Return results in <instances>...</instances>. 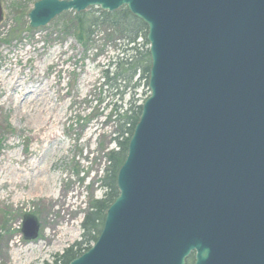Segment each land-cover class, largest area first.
<instances>
[{"label":"water","instance_id":"obj_1","mask_svg":"<svg viewBox=\"0 0 264 264\" xmlns=\"http://www.w3.org/2000/svg\"><path fill=\"white\" fill-rule=\"evenodd\" d=\"M91 8L147 26L151 96L102 233L70 264H264V0H40L29 26ZM40 229L24 218L25 240Z\"/></svg>","mask_w":264,"mask_h":264},{"label":"rangeland","instance_id":"obj_2","mask_svg":"<svg viewBox=\"0 0 264 264\" xmlns=\"http://www.w3.org/2000/svg\"><path fill=\"white\" fill-rule=\"evenodd\" d=\"M33 1L1 0L0 264H53L83 240L116 148L111 111L134 91L121 101L105 76L122 44L99 33L85 48L65 34L69 16L32 29L21 16ZM136 92L142 105L146 79ZM27 215L41 225L34 241L24 238Z\"/></svg>","mask_w":264,"mask_h":264},{"label":"trees","instance_id":"obj_3","mask_svg":"<svg viewBox=\"0 0 264 264\" xmlns=\"http://www.w3.org/2000/svg\"><path fill=\"white\" fill-rule=\"evenodd\" d=\"M36 1L39 0H34L32 4L34 5ZM27 13L28 11L22 14V19L28 18ZM68 16L71 19L66 21L65 34L72 33L85 48L93 43V37L99 33L104 34L111 42L122 44L123 49L119 50L105 76L109 83L115 86L121 101L129 91H134L126 105L115 106L111 111V117L116 124L114 131L116 148L109 153V166L106 169V176L102 179V187L106 190V194L90 206L83 222V240L73 245L60 258L55 259L53 264H70L91 248L84 246L89 242L98 241L104 228L106 213L119 196L117 177L127 158L129 142L142 113V105L138 104L136 90L141 86L142 78L146 79L149 85L151 70L148 28L127 8L114 13L93 8L80 14L65 13L59 18Z\"/></svg>","mask_w":264,"mask_h":264},{"label":"flooded vegetation","instance_id":"obj_4","mask_svg":"<svg viewBox=\"0 0 264 264\" xmlns=\"http://www.w3.org/2000/svg\"><path fill=\"white\" fill-rule=\"evenodd\" d=\"M195 260H196V252H192L191 255L187 258L186 264H194Z\"/></svg>","mask_w":264,"mask_h":264}]
</instances>
